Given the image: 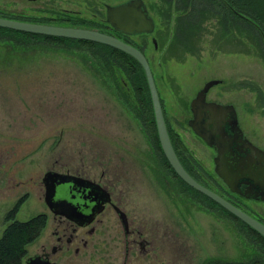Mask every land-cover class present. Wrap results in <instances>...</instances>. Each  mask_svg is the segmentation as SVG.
<instances>
[{
	"label": "rangeland",
	"instance_id": "obj_1",
	"mask_svg": "<svg viewBox=\"0 0 264 264\" xmlns=\"http://www.w3.org/2000/svg\"><path fill=\"white\" fill-rule=\"evenodd\" d=\"M117 1L14 0L12 10L57 20L66 13L105 16V3ZM144 1L154 18V29L143 35L130 33L131 37L146 39L144 52L179 147L193 157L200 180L222 192L213 179V175L218 179V174L212 168V146L184 119L190 113L189 100L206 78L221 77L211 92L233 100L246 132L264 146V57L252 52L240 33L245 52L237 50L240 47H236L235 37L212 40L215 16L209 20V32H200L202 38L194 41L196 52H185L183 59L172 52L166 55L165 44L152 41L164 20L150 7L153 0ZM28 43L16 39L12 46L0 40L1 176L10 182L4 187L0 181V234L9 220V208L18 199L22 201L15 211L17 218L47 212L41 181L46 164H52L55 157H72L73 164L79 165L83 158L93 170L107 166L109 176H118L117 185L126 186L128 197L143 214L146 231L169 228L175 232V245L183 250L178 264H199L209 258L231 264H261L255 258L261 249L254 235L247 234L237 218L204 192L192 187L185 193L177 192L160 172H153L151 154L146 152L145 126L134 115L131 88L123 90L108 72L99 70L94 62L97 57L87 48L63 44L31 47ZM256 84L262 90L259 96ZM146 123L151 124V120ZM158 148L162 154L155 165L163 167L160 160L166 158L160 143ZM177 179L174 174L172 180ZM246 202H239L240 207L264 218V200L250 198ZM112 218L110 215V221Z\"/></svg>",
	"mask_w": 264,
	"mask_h": 264
},
{
	"label": "flooded vegetation",
	"instance_id": "obj_2",
	"mask_svg": "<svg viewBox=\"0 0 264 264\" xmlns=\"http://www.w3.org/2000/svg\"><path fill=\"white\" fill-rule=\"evenodd\" d=\"M13 3L14 0H0V15L35 20L27 18L31 14L15 13L12 10ZM45 22L63 23L53 20ZM7 27L10 26L0 24V40L2 42L7 41L13 46L11 36L14 34V30ZM213 78H218L217 82L221 80V77L215 76L206 78L196 88L191 98L198 88ZM215 83L210 84L205 90L204 102L198 107L200 117L194 119L198 126L201 122L206 123L210 137L217 140L216 143H208L199 135L207 145L213 148L212 168L218 174L219 180L215 175H213V179L218 181L224 191L222 193L220 190H215L240 206L243 205L239 202L247 203L246 199L264 200L261 198L264 188L258 181L260 175L264 174V159L260 158V154L252 144L263 149L264 146L257 143L246 132L233 100L224 99L222 96L211 92V87ZM158 94L166 123L167 117L159 91ZM188 107L190 113L184 119L191 127L188 121L193 116L190 100ZM169 125L171 126L170 123ZM144 131L148 143L146 152L151 154L153 172L155 174L160 172L161 176L172 185V190L187 192L189 186L184 181L177 179L174 182L172 180L175 173L171 168L172 171L165 166V159L160 160L163 167L155 165L162 153L158 148L157 141L150 137L145 128ZM217 149H219V154L215 159ZM162 156H165L164 152ZM3 160L4 158L0 154V181L5 184L4 187H7L10 182L8 180L3 181L1 176ZM125 161L122 157V162ZM216 168L223 171L232 181L233 188L227 184ZM47 169L86 178L91 180L93 185H88L82 180L73 181L72 179L56 184L55 197L70 201L74 205V210L70 212L76 217L53 211L43 198L49 215L43 211L46 215L43 226L27 242L30 245L25 247L19 264H178L183 250L180 246L175 245V232L169 228L146 231L143 228V214L137 211L136 204L128 197L126 186L120 183L117 185L118 176L111 177L107 174L109 172L107 166L98 171L92 169L91 163L85 165L83 158L79 165H74L72 157L71 159L55 157L52 164L45 165V170ZM42 186V192H44L43 181ZM110 215H113L111 221ZM47 224L48 228H46ZM42 228L43 231L41 232ZM217 248L221 252V248L218 246ZM207 260L201 261L199 264H208Z\"/></svg>",
	"mask_w": 264,
	"mask_h": 264
},
{
	"label": "trees",
	"instance_id": "obj_3",
	"mask_svg": "<svg viewBox=\"0 0 264 264\" xmlns=\"http://www.w3.org/2000/svg\"><path fill=\"white\" fill-rule=\"evenodd\" d=\"M215 4L218 7H215ZM150 7L157 15L161 14L160 18L164 20L163 26H158L159 28L156 29V34L158 30L160 31L159 35L152 38H155L159 44L161 42L165 44L164 51L166 55L172 52L175 56H180L178 58L183 59L185 52H196L197 45L194 41L202 38L200 32L205 33L207 31L209 20H212L211 17L215 16V33L214 35H210L212 40L235 37L234 40L238 41L239 44L236 47H240L237 50L245 52L246 48L243 47V39H245V43L251 48L252 52L264 57V0H153ZM27 18L98 27L117 34L145 51V38L141 41L132 39L130 33L115 28L102 15L84 17L78 14L66 13L57 20L42 14H31ZM7 28L14 30V34L11 36L13 40L20 39L22 42H30L27 45L31 47H35V45L63 44L71 47L76 46L79 49L87 48L91 51L97 57V61L94 60V62L98 63L96 66L99 70L108 72L110 78L113 77L114 79H111L116 80L115 84H118L123 90H125V86L132 89L135 96L133 98L134 115H138V120L144 124V128L150 137L157 141L159 145L148 83L144 68L136 57L119 47L94 39L38 32L15 27ZM139 33L143 35L146 32ZM238 33L244 36L243 39L238 36ZM175 49H180V52H173V50L176 51ZM255 88L258 96L262 94L259 85L256 84ZM150 120L151 124H147L146 122ZM166 124L171 142L180 161L194 177L200 180L194 167L193 157L179 147L178 135L167 121ZM152 126L153 129L151 128ZM184 153L187 157H185ZM172 170L187 186L194 188L183 180L173 168ZM200 181L203 182L202 180ZM204 195L206 196V194ZM20 200L18 199L9 208V213H7L9 220L0 234V264H19L25 252L27 242L43 226L46 216L44 212L35 213L24 219L15 216V211L20 205ZM212 200L221 209L237 218L240 227L247 234L254 235L261 249V253L255 258L256 260H261L260 263L264 264V235L216 200ZM255 216L264 221V218L261 216L256 214ZM208 264H231V262L210 259L208 260Z\"/></svg>",
	"mask_w": 264,
	"mask_h": 264
},
{
	"label": "water",
	"instance_id": "obj_4",
	"mask_svg": "<svg viewBox=\"0 0 264 264\" xmlns=\"http://www.w3.org/2000/svg\"><path fill=\"white\" fill-rule=\"evenodd\" d=\"M105 18L115 28L127 33H139L143 31L149 32L154 28V18L148 10L144 0H120L114 3L107 2L105 3ZM0 24L38 32L94 39L119 47L136 57L144 68L150 91V98L153 107L157 135L162 150L170 165L173 167L176 173L188 184L209 195L211 198L216 200L218 203L236 214L239 218L253 226L256 230L264 235L263 220L247 211L246 209L240 207L236 203L232 202L230 199L226 198L213 188L209 187L207 184L198 180L185 168V166L180 161L168 134L160 97L150 63L145 52L141 48H139L134 43L121 38L113 32L93 26L36 21L15 17H6L1 15ZM152 40L154 44H156L155 38H152ZM217 79L213 78L207 80L200 88H198L195 95L190 99V108L193 112V116L190 117L188 121L192 129L208 143H216L217 140L210 137V133L207 131L206 123L201 122L198 126L194 122V119L200 117L198 107L202 102H204L205 90L210 84L217 82ZM252 145L255 146L256 151L260 154V158L264 159V149L256 144ZM218 154L219 149H217L215 159H217ZM216 170L227 182V184H229V186L233 188L231 183L232 181L223 173V171H221L219 168H216ZM70 179H72L73 181L82 180L88 185H93L92 181L86 178L75 177L74 175L67 172L47 169L42 175V181L44 183L43 198L46 204L53 211L76 217V215L70 212L74 210V205L70 201L62 198L58 199L55 197L56 184L63 183ZM258 181H260L261 186L264 188V174L260 175ZM261 198H264V192L261 193ZM78 218L80 217L78 216Z\"/></svg>",
	"mask_w": 264,
	"mask_h": 264
}]
</instances>
